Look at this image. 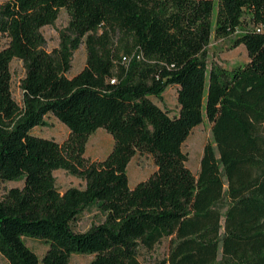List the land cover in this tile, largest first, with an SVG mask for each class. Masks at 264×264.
<instances>
[{"label":"trees","instance_id":"obj_1","mask_svg":"<svg viewBox=\"0 0 264 264\" xmlns=\"http://www.w3.org/2000/svg\"><path fill=\"white\" fill-rule=\"evenodd\" d=\"M63 9L68 33L49 53L42 29ZM239 31L234 44L245 46L248 62L208 71L212 36ZM118 33L129 39L122 50ZM0 35L9 39L0 50V181L23 182L0 199V257L264 264V0H8L0 4ZM81 44L86 66L69 77ZM14 60L26 72L22 105L12 94ZM169 87L177 89L175 116L157 102ZM49 116L69 129L64 142L34 133ZM205 116L213 143L196 175L183 147ZM98 129L114 146L91 161L87 144ZM138 155L151 156L157 170L131 188L127 169ZM58 170L85 187L60 192ZM93 206L105 221L77 232ZM25 238L47 245L42 258ZM166 239L168 256L151 258Z\"/></svg>","mask_w":264,"mask_h":264},{"label":"rangeland","instance_id":"obj_2","mask_svg":"<svg viewBox=\"0 0 264 264\" xmlns=\"http://www.w3.org/2000/svg\"><path fill=\"white\" fill-rule=\"evenodd\" d=\"M8 0H0V4L6 3ZM70 15L66 9L61 10L59 19L53 26H48L42 29V33L46 39L45 49L51 53L55 49H60L65 41V36L68 33ZM240 34V31L230 38H217L212 36L210 45L206 51V60L208 71L213 67H223L233 69L237 66L248 62V54L245 46L236 47L234 40ZM115 45L121 50L129 41L128 37L123 34H116ZM9 43V39L0 35V50L5 48ZM87 49L85 44H81L80 48L73 53L71 58L72 70L68 74L69 77L75 76L84 69L87 63ZM125 61H129L126 55L122 53ZM124 61V62H125ZM12 69V94L14 99L22 105L23 91L21 88L22 80L25 78L24 64L20 60H14L11 65ZM177 89L169 87L158 104L171 116L179 113V105L177 100ZM35 134L44 138L54 139L60 143L64 142L69 136V129L53 116L47 117V125L42 128H37ZM213 143L212 125L205 116L204 122L196 127L188 140L184 144V151L189 156L188 167L197 175L200 170V162L203 156L204 148L207 144ZM114 146L113 137L105 130L98 129L89 139L86 149V158L91 161H97L106 158L112 151ZM157 170L155 162L151 156L138 155L130 162L127 174L129 186L134 188L139 182L148 179ZM56 185L60 192L64 193L70 188L85 187V182L77 176L68 173L65 170L55 172ZM23 182L3 183L0 181V199L4 197L6 192L14 187H22ZM105 221L104 214L99 211L97 206L88 208L82 220H80L74 229L77 232L84 233L91 229L94 225H99ZM26 244L34 250L40 258L43 257L47 250V245L37 239L25 238ZM169 253V239L164 240L160 244L151 258L155 260H163ZM93 260L91 255L74 254L70 259V264H89ZM148 260H143L146 263ZM0 264H9L4 258L0 257Z\"/></svg>","mask_w":264,"mask_h":264},{"label":"built area","instance_id":"obj_3","mask_svg":"<svg viewBox=\"0 0 264 264\" xmlns=\"http://www.w3.org/2000/svg\"><path fill=\"white\" fill-rule=\"evenodd\" d=\"M115 81H113V83H114Z\"/></svg>","mask_w":264,"mask_h":264}]
</instances>
